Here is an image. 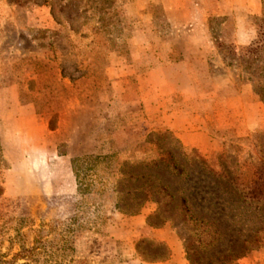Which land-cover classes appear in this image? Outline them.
<instances>
[{
    "label": "rangeland",
    "instance_id": "rangeland-1",
    "mask_svg": "<svg viewBox=\"0 0 264 264\" xmlns=\"http://www.w3.org/2000/svg\"><path fill=\"white\" fill-rule=\"evenodd\" d=\"M261 20L264 0H0V264H165L175 245L190 264L182 232L150 226L157 206L129 216L117 190L158 135L264 163ZM176 66L194 94L166 95Z\"/></svg>",
    "mask_w": 264,
    "mask_h": 264
},
{
    "label": "trees",
    "instance_id": "trees-1",
    "mask_svg": "<svg viewBox=\"0 0 264 264\" xmlns=\"http://www.w3.org/2000/svg\"><path fill=\"white\" fill-rule=\"evenodd\" d=\"M260 22L258 40L246 49L256 66L247 71H255L250 75H256L258 85L264 86V21ZM260 90L264 98V89ZM166 137L158 135V142L153 143L159 155L149 161L145 156L134 163L138 170L123 173L120 187L130 186L117 190L116 208L134 216L154 203L157 209L150 226L171 224L182 232L190 264H238L262 249L264 163L247 166V161L240 163L227 153L209 160L197 150L188 153L177 138L164 146Z\"/></svg>",
    "mask_w": 264,
    "mask_h": 264
},
{
    "label": "crops",
    "instance_id": "crops-1",
    "mask_svg": "<svg viewBox=\"0 0 264 264\" xmlns=\"http://www.w3.org/2000/svg\"><path fill=\"white\" fill-rule=\"evenodd\" d=\"M174 68H176V70H178V72H179L178 74L179 75L173 76L171 79L168 78L167 79L168 81H166L168 83H166V84H165L164 81L161 82L162 83L161 86L164 85V89L167 90L166 95H182V96H184L185 93H187V92H190V93L194 94L195 93L194 84H193V82H192V80L190 78V75H188L189 73H187L182 66H176ZM168 71L169 70L167 68L161 67L159 69L153 70L151 72V74L156 75V76L159 77L160 74H163V73L166 74ZM175 81L176 82L181 81L183 86L181 88L177 84H176V86H174V85L171 86L170 84L172 82H175ZM177 117H179V116H175L174 120H177ZM175 123L176 122L172 123V125H171L172 129L177 130V131H180V130L183 129V128H180V126H178V124H175ZM181 139H182L183 143H185L184 138L182 137ZM190 145H192V144H190ZM131 223L135 224L136 228L138 226H140L141 228H143L145 226V221H141L139 223V222H137L136 219L132 220ZM151 230L153 231V233L157 232L153 228H151ZM181 258H182V253H181V250L179 248V245H175L174 247L172 246L171 247L170 257L165 262V264H179L177 262V260H179V259L181 260ZM180 262H182V261H180ZM126 264H128V263H126ZM129 264H136V263L132 262V263H129ZM262 264H264V259L262 261Z\"/></svg>",
    "mask_w": 264,
    "mask_h": 264
}]
</instances>
